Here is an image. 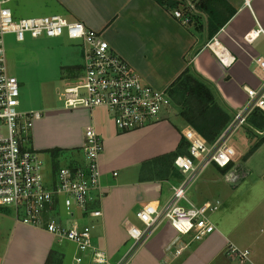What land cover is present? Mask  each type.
<instances>
[{
    "label": "crops",
    "instance_id": "0c3cea01",
    "mask_svg": "<svg viewBox=\"0 0 264 264\" xmlns=\"http://www.w3.org/2000/svg\"><path fill=\"white\" fill-rule=\"evenodd\" d=\"M54 1L62 10L59 14L72 20H80L87 27L100 32L134 72L154 87L168 88L189 65H194L236 111L247 102L245 87H257L260 84L258 76L261 72L255 59L264 53V34L253 42L246 41L245 36L260 27L264 30V0H251L250 5L245 0H227L236 13L214 36L235 56L236 59L230 66L223 65L217 55L206 46L211 40L207 41L208 30L206 25L203 26L207 16L196 10L192 0H181V7L175 9L164 7L156 0ZM183 5L189 9L192 7V12L200 16V22L194 19L192 23L184 24L176 18L174 11L185 7ZM187 14L190 15V12ZM172 109L175 111L163 113L150 126L119 136L110 114H106L111 121L110 126L102 128L95 120L94 110L78 107L70 110L73 118L78 115L76 118L80 126L77 127V134L71 135L69 130H65L64 136L54 141L51 136L46 135L42 140L36 132L35 142L31 134L32 147L38 152L41 149L47 151L52 160L51 166L57 170L62 166L84 163L85 129L88 126L96 129L104 144L100 165L105 196L100 202L102 216L86 221L94 224V244L106 251L112 263L119 262L131 248L132 239L127 231L131 212L137 208V214L150 202H167L172 197V186L181 181L174 182L177 180L162 175L158 161L148 166L149 169L153 166V176L137 179L129 174L131 166L142 167L148 160L158 159L178 150L184 130L189 125L174 107ZM244 135L249 143L246 131ZM235 149V164L232 161L230 169L236 168L231 181L237 187L232 197L240 194L242 187L246 189L241 196L242 204L234 209L231 207V212L224 213L220 218L212 217L216 232L205 240L190 243L188 236H182L170 224H164L132 254L128 264H239L228 252L230 244L251 251V261L248 264H264V175H253L254 178L244 182L251 172L238 173L241 167H237L236 163L243 155L236 147ZM56 150L59 151L57 156L53 155ZM254 153L245 157V161L248 158L250 160ZM62 161L64 165L61 164ZM54 163H57V169L54 168ZM116 166L128 168L122 179H118L120 175ZM187 198L194 204L213 200L209 194L203 199L195 200L188 196V192ZM224 202L223 199V204ZM136 219L138 220L137 215ZM65 242L67 240L60 241L43 228L16 221L15 217L14 240H11L10 246L6 241L4 249L0 251V264H77L75 257L80 253L76 246L70 247ZM186 245L188 246L181 254L176 253L178 248ZM81 264H91L87 255Z\"/></svg>",
    "mask_w": 264,
    "mask_h": 264
},
{
    "label": "built area",
    "instance_id": "2783aa9c",
    "mask_svg": "<svg viewBox=\"0 0 264 264\" xmlns=\"http://www.w3.org/2000/svg\"><path fill=\"white\" fill-rule=\"evenodd\" d=\"M245 1L250 5L251 0ZM10 2L0 0V204L14 207L16 221L43 228L58 240L75 244L80 253L75 257L77 264H81L86 255L91 264H128L132 254L164 224L188 236L190 243L205 240L216 232L209 213L218 210L221 202L208 200L194 204L187 198V192L208 166L215 164L223 168L235 159L237 151L229 143L230 137L247 124L254 110L264 111V53L255 59L261 72L260 84L245 87L247 102L236 110L233 120L215 142L208 143L190 126L184 130L189 153L178 155L174 161L183 175L182 180L172 186V197L167 202H150L137 212L142 226L127 223L133 244L119 262L112 263L106 251L94 244V224L86 221L103 214L100 202L105 190L101 183L100 156L104 144L94 126H88L83 145L84 163L57 170L45 164L41 153L31 144L33 127L43 113L19 110L20 81L9 72L4 36L14 33L19 42L25 41L27 36H66L78 41L84 59L83 74L77 83L65 87V107H83L91 111L104 108L112 114L118 132L149 126L173 108L172 99L167 88L160 89L145 82L100 32L84 22L59 13L15 18L12 9L6 6ZM174 16L184 24L191 21L190 15L182 9H176ZM261 34L264 30L260 27L249 32L245 39L253 42ZM206 46L225 66L236 59L217 36ZM188 245L181 246L176 253L181 254ZM228 252L239 264L251 261L248 249L230 244Z\"/></svg>",
    "mask_w": 264,
    "mask_h": 264
},
{
    "label": "rangeland",
    "instance_id": "374dc122",
    "mask_svg": "<svg viewBox=\"0 0 264 264\" xmlns=\"http://www.w3.org/2000/svg\"><path fill=\"white\" fill-rule=\"evenodd\" d=\"M6 6L12 9L15 18L62 13V10L56 6L54 0H13V2L8 3ZM4 40L9 72L20 81L21 106L19 110H34L43 113L42 118L35 122L32 130L34 142L36 140V132L39 133L37 136L40 139L44 140V135H46V137L51 136L54 141L60 140L64 136L65 130H69L71 135L77 134V127L80 126L76 118L78 115H75V118H73L71 109H66L63 92L68 85L77 83L83 74L82 65L84 59L79 42L70 40L66 36L59 38L47 36L33 38L27 36L25 41L19 42L16 40L14 33L5 34ZM170 110L172 112L175 111L173 109ZM93 113L99 126L102 128H105L107 125L108 127L110 126L111 121L106 114H110L111 119H113L111 113L99 107L95 108ZM244 131H246L250 145L245 140ZM129 132H118V135L122 136ZM261 139H264V131L257 130L254 133L248 124L242 126L230 137L229 143L234 145L243 155L236 163L237 167H241V171H238V173L251 172L248 176L252 175L247 176L245 181L243 180L244 182L250 178H254L253 175H264V144L250 157V160L249 158L246 161L244 159L248 149L251 148L254 142ZM36 147L41 149L38 146ZM119 147L121 148L120 143ZM39 151L43 159H45V164L47 166L51 165L52 160L49 153L47 151L44 152V149ZM156 161L157 158L144 162L142 167L137 165L131 166L129 174L135 176L137 179L153 176V166L151 165L150 169L148 166ZM233 163L235 164L234 161ZM61 164L64 165L65 163L62 161ZM115 168L118 169L117 171L120 175L118 179H122L123 174H125L128 168L125 166L123 168L116 166ZM234 171H236V168L223 171L215 164H211L192 184L193 186L189 188L188 196L195 200L203 199L208 194L214 201L219 199L221 202L220 208L209 213L211 219L212 217L220 218L224 213L229 214L231 209L242 204L243 200L241 196L246 187H242L239 191L240 194L238 193L236 197H232V194L235 193L234 189L237 187L231 181ZM168 173L170 179L177 180L174 182H178V179H175L176 175L174 172L170 171ZM243 181L242 183H244ZM223 199L225 200L224 204ZM228 207L229 209H227ZM135 209L130 214L131 222L142 226V223L136 219ZM14 225V207L0 204V251L4 249L6 241H8V246H10L11 240H14ZM65 243H68L66 245L70 247L75 246L69 241ZM130 243L133 244V240Z\"/></svg>",
    "mask_w": 264,
    "mask_h": 264
},
{
    "label": "trees",
    "instance_id": "16d2710c",
    "mask_svg": "<svg viewBox=\"0 0 264 264\" xmlns=\"http://www.w3.org/2000/svg\"><path fill=\"white\" fill-rule=\"evenodd\" d=\"M164 7L175 9L181 7V0H156ZM195 3L196 10L203 12L207 16L203 23L208 30V39L218 33L234 16L236 10L228 3L227 0H192ZM185 13L190 12L189 23L194 19L200 20V16L192 12V9L183 5ZM192 12V14H191ZM200 22V21H199ZM172 99L173 107L183 117L186 123L198 131L208 143L215 142L229 126L234 118L236 111L228 106L224 98L221 96L217 87L208 79H206L194 65H189L167 88ZM247 124L249 128L256 133L257 130L264 131V111L256 109L248 117ZM261 139L251 146L246 154V158L252 155L262 144ZM189 143L183 137L179 148L176 152L164 155L157 159L160 164L161 174L170 178L168 172L175 173L179 181L183 175L175 166V158L181 154L189 153ZM59 151H53V155L57 156ZM231 162L226 167H219L223 171H227L232 167ZM57 169V163H54Z\"/></svg>",
    "mask_w": 264,
    "mask_h": 264
}]
</instances>
